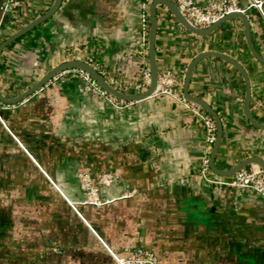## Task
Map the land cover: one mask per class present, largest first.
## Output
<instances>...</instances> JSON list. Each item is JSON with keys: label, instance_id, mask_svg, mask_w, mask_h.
<instances>
[{"label": "crops", "instance_id": "1", "mask_svg": "<svg viewBox=\"0 0 264 264\" xmlns=\"http://www.w3.org/2000/svg\"><path fill=\"white\" fill-rule=\"evenodd\" d=\"M54 1L17 0L5 13L6 0H0V43ZM151 1L62 0L48 19L2 51L1 95L13 99L71 60L99 70L107 83L119 82L118 92L135 94L148 69L141 18L149 21ZM256 1L261 11L253 0H236L249 21L251 44L264 57V0ZM155 11L157 71H171L181 82L175 96L112 102L82 94V82L67 75L17 104L2 103L0 264H115L102 243L121 257L137 247L151 250L161 264H264V200L224 185L231 176L201 172L212 145L182 101L187 65L200 53L216 52L245 69L251 115L264 124V65L249 53L238 18L201 37L165 7ZM188 89L221 120L217 169L249 157L264 160V131L245 119L244 83L231 65L201 60ZM81 173L93 179L101 199L112 202L85 204ZM104 173L116 175L118 183L99 186L96 178Z\"/></svg>", "mask_w": 264, "mask_h": 264}, {"label": "built area", "instance_id": "2", "mask_svg": "<svg viewBox=\"0 0 264 264\" xmlns=\"http://www.w3.org/2000/svg\"><path fill=\"white\" fill-rule=\"evenodd\" d=\"M177 7L180 14L187 21V23L198 29L207 28L214 24L226 15L234 12H243L237 8L236 0H207L204 5H198L193 0H171ZM253 6L261 11V3L253 0ZM17 5V0H6L1 10L5 13L12 11V9ZM149 29V21L146 17L141 18V30L146 35ZM67 75L76 76L81 82L82 87L80 92L82 94H93L103 98H106L112 102H117L118 100L114 97L108 95L104 90H102L96 82L90 77V75L79 69H69L65 70L51 79V81H58ZM103 78L104 74H100ZM149 70L143 71L140 81H138L133 90L135 94L141 93L146 90L149 83ZM107 83V82H106ZM111 88L115 89L119 84L117 81H111L107 83ZM181 87V82L177 77L173 75L171 71H164L158 74L156 87L154 89V95H172L175 96L177 89ZM116 90V89H115ZM184 103L188 105L190 112L197 116L201 123L203 124L206 132V143L212 145L215 139V124L210 116L203 113L200 107L187 103L185 99H182ZM119 103H124L119 100ZM3 104L0 101V109L3 108ZM1 121V120H0ZM208 171L207 161H204L202 167V173ZM80 185L85 191L87 198L84 201L85 204L101 207L103 205L112 202L111 199H101L98 194V190L93 185V179L87 174L78 175ZM118 177L111 173L100 174L96 178V183L102 187H111L118 183ZM224 185L236 189H248L258 195L262 200H264V170L256 165H249L231 176L230 180ZM73 210L74 206L68 202ZM102 243V242H101ZM104 248L110 254L112 260L115 264H161L157 255L148 249L137 247L130 251L127 256L121 257L110 251L104 243H102Z\"/></svg>", "mask_w": 264, "mask_h": 264}, {"label": "water", "instance_id": "3", "mask_svg": "<svg viewBox=\"0 0 264 264\" xmlns=\"http://www.w3.org/2000/svg\"><path fill=\"white\" fill-rule=\"evenodd\" d=\"M62 0H55L53 5L50 7V9L43 14L41 17L33 20L26 26L22 27L18 31H16L14 34L6 38L4 41L0 43V55L2 51L11 43L19 39L21 36L32 30L34 27L38 26L42 22H44L46 19H48L61 5ZM157 6H163L165 7L171 14L174 16V18L178 21V23L184 27L186 30H188L190 33L205 37L208 36L214 29H216L220 24L224 23L227 20L238 18L242 21L244 26V36L245 41L247 45V49L251 56L260 64L264 65V57H262L259 53L255 51L253 48L250 36H249V21L247 20V17L242 12H234L229 15L224 16L214 24L210 25L207 28L204 29H198L190 26L187 21L183 18V16L178 11L176 5L171 0H152L149 5V29L147 34V58H148V70L150 74L149 83L145 91L137 94H123L118 92L117 90L111 88L105 80L102 78V76L95 70L91 65L88 63H85L83 61L78 60H71L67 61L65 63H62L53 69H51L48 73H46L35 85H33L31 88H29L27 91L22 93L21 95L13 98V99H6L4 98L0 93V101L3 104L6 105H14L19 103L22 99L34 94L35 92L42 89L44 86H46L53 77H55L57 74L69 70V69H79L82 70L90 75V77L96 82L98 87H100L102 90H104L108 95L114 97L117 100L123 101V102H137L140 100H143L145 98L150 97L154 89L156 87L157 78H158V71L156 66V59H155V38H156V31H157V23H156V7ZM207 57H214L217 59H220L229 65H231L242 77L243 83H244V102H243V115L245 119L249 122V124L261 131H264V124L256 121L250 112V83L249 78L247 76V73L245 69L235 60L216 53V52H203L195 56L190 63L187 65L185 74L183 77L182 82V96L183 98L200 107L203 109L213 120L215 124V139L212 143L210 152H209V159H208V168L209 170L214 173L215 175L221 176V177H230L233 176L236 172L239 170L249 166V165H256L262 170H264V160L260 159L259 157H249L241 162H239L237 165L232 167L231 169L222 171L217 169L214 166V159L217 152V149L219 147L221 138H222V124L221 120L219 118V115L215 112V110L205 101L202 99L192 96L189 93V84L190 80L193 74V71L196 67V65L203 59Z\"/></svg>", "mask_w": 264, "mask_h": 264}, {"label": "trees", "instance_id": "4", "mask_svg": "<svg viewBox=\"0 0 264 264\" xmlns=\"http://www.w3.org/2000/svg\"><path fill=\"white\" fill-rule=\"evenodd\" d=\"M145 1H146V0H145ZM11 44H12V43H11ZM11 44H10V45H11ZM97 71L100 73L99 70H97ZM200 110L203 111L205 114H207L203 109L200 108ZM216 113H217V111H216ZM207 115H208V114H207ZM208 116H209V115H208Z\"/></svg>", "mask_w": 264, "mask_h": 264}]
</instances>
